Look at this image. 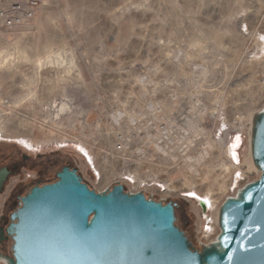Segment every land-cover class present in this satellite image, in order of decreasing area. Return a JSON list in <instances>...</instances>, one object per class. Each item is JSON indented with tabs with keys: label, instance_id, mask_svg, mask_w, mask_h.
<instances>
[{
	"label": "rangeland",
	"instance_id": "374dc122",
	"mask_svg": "<svg viewBox=\"0 0 264 264\" xmlns=\"http://www.w3.org/2000/svg\"><path fill=\"white\" fill-rule=\"evenodd\" d=\"M31 3L32 18L0 22V165L50 162L9 178L0 226L18 196L68 165L96 191L121 182L175 201L201 249L223 199L259 176L250 134L264 107V0H0V13Z\"/></svg>",
	"mask_w": 264,
	"mask_h": 264
},
{
	"label": "water",
	"instance_id": "95a60500",
	"mask_svg": "<svg viewBox=\"0 0 264 264\" xmlns=\"http://www.w3.org/2000/svg\"><path fill=\"white\" fill-rule=\"evenodd\" d=\"M250 150L259 176L222 202L216 240L200 250L176 224L175 201L124 190L120 182L96 191L64 165L55 181L18 196L0 226L10 255L0 257L6 264H264V108L253 118ZM7 174L0 169V190Z\"/></svg>",
	"mask_w": 264,
	"mask_h": 264
},
{
	"label": "built area",
	"instance_id": "2783aa9c",
	"mask_svg": "<svg viewBox=\"0 0 264 264\" xmlns=\"http://www.w3.org/2000/svg\"><path fill=\"white\" fill-rule=\"evenodd\" d=\"M33 10H34V3H31V4L27 5L24 8L23 13L21 15L15 14L14 12L3 11V12L0 13V22L4 26L11 27L13 25H16L17 23H19L23 19L32 18L33 15H34V11ZM123 141L124 140H122V139H119V140L116 141V143L114 145V151L119 152V151H123L125 149V145H124ZM107 188H109V187H107ZM136 191H141V190L140 189H134L133 191H130V192H136ZM200 206H201V204H200ZM209 207L212 208L213 206L212 207H211V205L207 206V210L209 209ZM201 208H202V206H201ZM213 224H215V221H214V223H209V227H208L210 229L211 233H213V231H212Z\"/></svg>",
	"mask_w": 264,
	"mask_h": 264
},
{
	"label": "flooded vegetation",
	"instance_id": "af4514ba",
	"mask_svg": "<svg viewBox=\"0 0 264 264\" xmlns=\"http://www.w3.org/2000/svg\"><path fill=\"white\" fill-rule=\"evenodd\" d=\"M50 162V158L48 159L47 157H40L38 156V158H30L29 156H23L21 161H12V162H7L6 164H1L0 165V169L2 168H6L8 171V174L6 176L5 181L2 183V189L0 190V192H3L6 183L8 182L9 178L16 172H19L21 169L24 168H32L33 171H35L36 173L39 172V168H45V166ZM56 180V179H55ZM91 188V187H90ZM19 204V202H18ZM9 223V220H8ZM7 223V224H8ZM6 224V225H7ZM6 225L4 227H6ZM180 227V226H179ZM181 228V227H180ZM10 240V239H9Z\"/></svg>",
	"mask_w": 264,
	"mask_h": 264
},
{
	"label": "bare ground",
	"instance_id": "6f19581e",
	"mask_svg": "<svg viewBox=\"0 0 264 264\" xmlns=\"http://www.w3.org/2000/svg\"><path fill=\"white\" fill-rule=\"evenodd\" d=\"M263 108H264V107H263ZM263 108H262V109H263ZM262 109H261V110H262ZM261 110H260V111H261ZM260 111H258V112H260ZM258 112H257V113H258ZM257 113H256V114H257ZM121 114H122V113H121ZM119 115H120V114H117L118 117H120ZM117 116H116V117H117ZM118 117H117V118H118ZM251 118H252V117H251ZM250 122H251V121H250ZM238 127H239V126H238ZM238 127H237V128H238ZM243 127H244V126H243ZM239 128H240V127H239ZM241 128H242V127H241ZM251 128H252V127H251ZM250 136H251V134H250ZM203 152H204V151H203ZM250 152H251V150H250ZM204 155H206V151H205ZM250 157H251V156H250ZM190 159H191V158H190ZM196 160H197V158H196ZM250 161L252 162L251 159H250ZM193 162H196V161H193ZM196 163H197V162H196ZM255 168L257 169L256 166H255ZM226 198H227V197H226ZM226 198H224L223 201H224ZM223 201H222V202H223ZM201 202H202V206H206V203H205L204 201L201 200ZM222 202H221V203L219 202L220 205L222 204ZM220 205L218 206V210H217V216H216V220H215L216 222H215V224L213 225V229L215 228V229L217 230V234L214 236V239H215V240H216V236H217L218 233H219V228H218V212H219ZM214 239L211 240V241H209L206 245H208V244H210L211 242L215 241ZM0 258H1V257H0ZM1 259H2L3 262L6 264L5 259H4V258H1Z\"/></svg>",
	"mask_w": 264,
	"mask_h": 264
},
{
	"label": "snow or ice",
	"instance_id": "6c2138e0",
	"mask_svg": "<svg viewBox=\"0 0 264 264\" xmlns=\"http://www.w3.org/2000/svg\"><path fill=\"white\" fill-rule=\"evenodd\" d=\"M249 198H251L250 195H249ZM230 211L233 213V219H234L235 216L238 215V207H237V209H231ZM227 223H228V217L226 215L224 217V224L227 225ZM227 240H228V238L227 237H224V240H223V246L224 247H227ZM193 264H195V260H193Z\"/></svg>",
	"mask_w": 264,
	"mask_h": 264
},
{
	"label": "trees",
	"instance_id": "16d2710c",
	"mask_svg": "<svg viewBox=\"0 0 264 264\" xmlns=\"http://www.w3.org/2000/svg\"><path fill=\"white\" fill-rule=\"evenodd\" d=\"M89 186V185H88ZM167 201H169V200H167ZM167 201H165V202H167ZM177 206L178 205H176V208H175V215H176V224H177V214H176V209H177ZM178 225V224H177ZM193 244V243H192ZM193 246H194V244H193ZM196 249H198V250H200L198 247H196V246H194Z\"/></svg>",
	"mask_w": 264,
	"mask_h": 264
}]
</instances>
